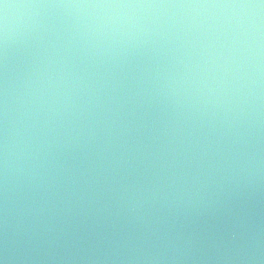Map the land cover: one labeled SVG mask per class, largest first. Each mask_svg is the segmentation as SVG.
Returning <instances> with one entry per match:
<instances>
[{"label": "clouds", "instance_id": "obj_1", "mask_svg": "<svg viewBox=\"0 0 264 264\" xmlns=\"http://www.w3.org/2000/svg\"><path fill=\"white\" fill-rule=\"evenodd\" d=\"M0 264H264V0H0Z\"/></svg>", "mask_w": 264, "mask_h": 264}]
</instances>
